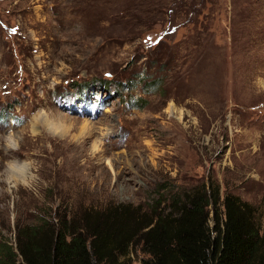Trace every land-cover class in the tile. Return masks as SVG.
Segmentation results:
<instances>
[{"label":"rangeland","instance_id":"374dc122","mask_svg":"<svg viewBox=\"0 0 264 264\" xmlns=\"http://www.w3.org/2000/svg\"><path fill=\"white\" fill-rule=\"evenodd\" d=\"M12 160L39 176L0 183L13 249L43 219L204 186L248 203L264 237V0H0V172Z\"/></svg>","mask_w":264,"mask_h":264},{"label":"trees","instance_id":"16d2710c","mask_svg":"<svg viewBox=\"0 0 264 264\" xmlns=\"http://www.w3.org/2000/svg\"><path fill=\"white\" fill-rule=\"evenodd\" d=\"M54 219L18 229L15 249L0 243V264H127L137 248L141 264H264L253 208L205 186L163 208L109 203Z\"/></svg>","mask_w":264,"mask_h":264},{"label":"clouds","instance_id":"9594fccd","mask_svg":"<svg viewBox=\"0 0 264 264\" xmlns=\"http://www.w3.org/2000/svg\"><path fill=\"white\" fill-rule=\"evenodd\" d=\"M42 118L34 116L32 119L31 130L35 131V125ZM47 131L52 133V128L47 127ZM24 137L18 136L17 133L9 131L3 137V144L6 150L19 151ZM39 182L37 174V162L34 160H12L6 163L5 168L0 172V183L5 185L16 186L22 185L25 188L35 189Z\"/></svg>","mask_w":264,"mask_h":264},{"label":"bare ground","instance_id":"6f19581e","mask_svg":"<svg viewBox=\"0 0 264 264\" xmlns=\"http://www.w3.org/2000/svg\"><path fill=\"white\" fill-rule=\"evenodd\" d=\"M169 112L175 113L174 107L171 106ZM178 120H179V121L181 120V117H180V116H179Z\"/></svg>","mask_w":264,"mask_h":264}]
</instances>
